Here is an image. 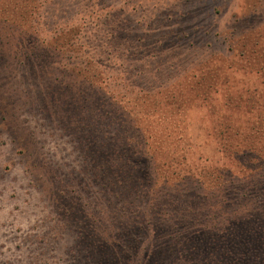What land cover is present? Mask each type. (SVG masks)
<instances>
[{"label":"rangeland","instance_id":"rangeland-1","mask_svg":"<svg viewBox=\"0 0 264 264\" xmlns=\"http://www.w3.org/2000/svg\"><path fill=\"white\" fill-rule=\"evenodd\" d=\"M108 12L118 40L154 60L149 68L120 78L108 57L97 56L102 37L93 33L109 30L101 24ZM68 22L81 27L84 56L100 61L89 66L97 85L85 90L114 96L119 112L111 118L119 136L106 149L122 179L112 208L93 178L92 94L69 83L72 68L59 70L60 60L75 55L50 49ZM30 25L42 27L36 43L26 37ZM248 156L264 160V0H0V264H87L88 248L97 260L121 256L117 264H229L230 256L190 243L185 249L180 239L201 230L200 210L207 215L213 198L229 207L226 217L236 209L244 178L263 171L251 172L260 165ZM126 158L145 174L130 177ZM165 181L148 213L147 192L155 183L158 193ZM245 191L261 206L264 192ZM119 216L124 226L147 223V230L119 237ZM92 233L103 256L87 238ZM236 250L242 264H264L262 252L244 258V248Z\"/></svg>","mask_w":264,"mask_h":264},{"label":"trees","instance_id":"trees-1","mask_svg":"<svg viewBox=\"0 0 264 264\" xmlns=\"http://www.w3.org/2000/svg\"><path fill=\"white\" fill-rule=\"evenodd\" d=\"M101 18H104L101 20V24H105L109 30L105 32L99 29L94 30V38L101 39L100 42V48L101 50L99 53H97V56L106 58L108 57L109 65L112 67V72L114 74H117L118 77H122L124 73L126 74L129 72V70L134 71L135 69L140 68H149V65L154 63V60L152 58L143 57L142 55L138 56L139 49H142L139 45H134L133 41H127L122 40L119 41L116 37V30L110 29V26H108V23L106 22L107 19H114L112 14L108 12V14L102 15ZM67 23V27L65 29H62L60 33V38L58 39H52L54 40V45H52V51H57L58 55H67L68 53H73L75 57L69 56L65 61L60 60L59 70L66 69V68H72L74 77L71 79L72 82H69L70 84L79 86L76 88V90L81 91L82 95H85L87 93L92 94V100H94V107L93 111H91V115L94 113L96 115L95 119L91 121L90 128L92 127V131H90V135L93 139V146L95 151H92L94 154V158H92L93 163V178L95 183H100V188H105L104 193V199L101 198V201H106V206L112 208V202L116 201L118 199V196L121 192V181L122 179H118V172L119 166H116V160L114 159L113 155H109L107 148H112V142L117 140L116 130L113 132V130L116 127V121H111L112 117H116L119 115V112L116 111L114 108L113 98L114 96L108 97L106 94H104L103 90H100L99 88H93L91 86L97 85L95 82L91 81V69L90 65L92 64L96 67L100 65V61L98 59H95L93 57L84 56V48H87L86 45H83L81 42L80 34L82 33L81 27L78 28H72ZM42 28L39 26V28L36 25H30L27 30V35L25 32L26 37H29L31 40L34 39L35 36H40ZM51 32H57V31H51ZM34 42L36 43L37 40L34 39ZM31 43V41H30ZM50 41H45V44H49ZM34 49V48H33ZM44 55H42V58L49 59L51 53H47L45 50L43 52ZM55 55V54H54ZM29 57V56H28ZM86 57V59H84ZM72 61H70L71 59ZM154 58V57H153ZM158 58V57H156ZM160 58V57H159ZM152 59V60H151ZM70 61V62H69ZM134 63L136 66L134 68L130 67L128 64ZM35 68L33 65V61L29 62L28 67ZM46 67H43L42 70L44 71ZM132 68V69H131ZM47 70V69H46ZM92 78H96V81L99 80L98 73H93ZM103 82V81H99ZM130 83H126V86H128ZM86 85L88 88L85 90ZM134 88V87H133ZM119 90H114V92H118ZM133 91V90H132ZM144 91V90H142ZM147 92H143L148 95L151 94V91L146 90ZM153 93V92H152ZM78 95H81L79 92H77ZM97 99L98 101H95ZM83 101L86 103L88 102L85 98H83ZM110 117L111 123H107V119ZM76 124V123H75ZM115 126H114V125ZM77 125H80L77 123ZM79 128V127H78ZM83 129V126H81ZM256 128V126H253V129ZM122 129V128H120ZM80 130V128H79ZM240 149V147H237ZM243 150H249L254 151L252 146H246L242 147ZM250 148V149H249ZM245 152V151H243ZM241 152V153H243ZM236 161L239 162L238 158V151H236ZM124 158V157H123ZM249 162L255 161L257 162L260 167L257 169H254L251 172H257L258 170H263L261 175H258L256 178H254V175L246 176L244 179H246L247 186L242 190L241 194L238 196V204L236 205V209L232 210V212L229 213V215L226 217L229 207L225 206L223 202L221 201H214L212 199L211 202L207 203L205 205V209H207V215L202 214L203 209L200 210V213L203 217L204 223L201 224V230L200 227L194 228L193 232H190L188 234H185L180 240V244L182 247L184 244L187 245V247H184L187 249L189 247V243L191 245H195V248H197L199 251H205L207 248L213 250V252L218 254L220 256L221 254H225L226 256H230L231 259L228 260L229 264H242L241 258L238 256V252L236 249L244 248L242 251L241 257H250L253 254H256L258 252H262L264 254V201L262 202L261 206H255L253 207L251 201L248 199V194L246 193L247 187H252L255 192L263 193L264 192V160H261L260 157H254V156H248ZM123 163V162H122ZM124 164H128L129 168L128 175L136 177V175L145 174L142 170L138 169V166H134L128 162V158L125 159ZM137 164H141L137 162ZM122 165V169L123 166ZM262 165V166H261ZM243 168H247L246 165L243 164ZM249 170V169H248ZM121 172V168H120ZM138 180V179H137ZM136 180V181H137ZM259 180V182H258ZM102 182V184H101ZM135 181H131L129 183H133ZM168 181H165L163 183V187L160 188L158 193L153 192L155 190V183L154 185L149 189L146 196L148 195L150 198V203H148V213H151L153 210L151 207H157V201H159V193L160 191L164 190V187L167 186ZM258 188V189H256ZM140 190V187H138ZM113 190H119L117 193H114ZM142 192V191H140ZM152 192V193H151ZM264 194V193H263ZM142 195V193H141ZM131 196L130 193H124V201L128 200V198ZM264 197V196H263ZM139 198L138 195L133 197V201L137 200ZM264 200V199H263ZM198 209V208H197ZM226 210V211H225ZM224 219H219L220 215H224ZM207 216V217H206ZM144 218H147V213H144ZM207 218V219H206ZM139 220V218H137ZM114 221V229L117 231H114L116 235H118L120 232H122L121 236L122 238H129L138 236V230H147V228L144 227L141 229L140 225H138L136 222H134L131 227L124 226L120 222V216L118 217V220ZM199 221V220H198ZM177 222V221H175ZM201 222V221H199ZM178 226L177 224H175ZM162 225H159L161 227ZM150 230V229H148ZM183 230V229H182ZM161 232V229L159 230ZM208 231H211V234H207ZM109 232V231H108ZM223 233V234H222ZM109 234V233H108ZM221 237L219 240V243H217V238ZM87 238L91 239L93 242V246H97V249L101 252L102 249L105 247L104 243L101 241H96L95 235L92 233L91 236H88ZM128 240V239H127ZM83 242V239L81 240ZM253 242L255 244L253 245ZM179 244V243H178ZM179 244V245H180ZM215 245H219V248H215ZM92 246L91 244H88V247ZM205 248V250H202ZM90 251L89 254L85 255L84 261L87 262V264H117L119 261H122L123 258L120 260L116 258V256H110L113 257V259L110 258V256L106 255L103 256L102 252L101 255L103 256L101 259L97 260L95 256L96 250L94 248H88ZM219 250V251H216ZM223 251V252H222ZM180 254V253H179ZM253 258V255H252ZM264 259V256L263 258ZM240 262V263H239Z\"/></svg>","mask_w":264,"mask_h":264}]
</instances>
